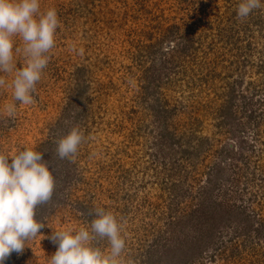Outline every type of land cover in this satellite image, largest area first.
Instances as JSON below:
<instances>
[{
	"label": "rangeland",
	"instance_id": "rangeland-1",
	"mask_svg": "<svg viewBox=\"0 0 264 264\" xmlns=\"http://www.w3.org/2000/svg\"><path fill=\"white\" fill-rule=\"evenodd\" d=\"M240 2L39 0L41 13L57 12L54 47L46 54L49 61L35 85L31 105L15 101L13 89L7 86L15 72L0 73L6 82L0 87V154L11 156L24 148L42 153L55 183L51 200L35 209V218L44 228L5 264H49L57 250L50 239L53 232L84 227L91 233L97 208L116 217L125 241L119 257L123 264H145L148 256L154 263L158 258L159 264H264V231L257 230L264 225L257 221L246 239L255 250L237 253L229 248L213 259L208 239L197 243L192 239L202 234L195 231L196 218L211 216H203L199 206L212 201L231 198L245 209H256L264 220V121L258 126V116L264 114V91L248 90L249 82L261 86L264 82V0L261 8L243 19L237 15ZM176 34L187 39L186 52L175 68L187 71L177 70L176 79L169 83L162 61L170 55L171 46L183 42ZM13 39V63L17 68L26 66L23 41L19 36ZM187 82L199 102L196 108L203 107L205 112L226 103L229 97L222 92L233 87L232 94L238 97L235 105L247 104L244 114L228 117L222 131L214 125L220 119L217 111L208 116L192 112L200 122L195 127L197 139L198 135L209 137L212 149L234 143L237 150L227 162L230 165L243 161L239 154H244L248 166L239 163L244 169L239 174L247 186L240 185L244 191L233 197L231 178L213 166L224 157L211 148L201 153L196 149L198 154L177 161L181 169L175 172L172 164L177 151L172 148L176 145L168 148L160 141L164 119L158 110L162 103L172 105L181 93L187 94ZM8 104L15 105L13 115L5 110ZM250 111L255 113L248 118ZM74 127L84 139L76 154L61 159L57 141ZM191 144L195 149L198 143ZM206 161L214 168L210 175L217 172L213 182L204 177ZM250 192L257 197L252 199ZM194 209H198L197 217ZM219 226L217 230L223 225ZM92 244L110 251L107 238L96 237ZM168 253L173 255L171 261Z\"/></svg>",
	"mask_w": 264,
	"mask_h": 264
},
{
	"label": "clouds",
	"instance_id": "clouds-1",
	"mask_svg": "<svg viewBox=\"0 0 264 264\" xmlns=\"http://www.w3.org/2000/svg\"><path fill=\"white\" fill-rule=\"evenodd\" d=\"M261 0H241L237 7L239 18H247L254 9L261 8ZM59 21L55 9L40 12L39 0H0V73H13L8 87L13 89L15 101L23 105L34 103L32 93L41 79L54 47V35ZM19 36L24 44L25 65L20 68L13 63L14 37ZM16 51H21L17 48ZM79 54L83 55L81 48ZM6 86L0 76V87ZM5 110L15 113V105L8 104ZM84 139L78 128L57 141V154L64 159L77 152ZM11 158V164L9 163ZM54 176L42 153L24 148L17 154H0V264L13 253H22L25 242L35 238L44 224L35 216L38 205L51 200ZM91 233L81 227L54 231L50 239L57 247L49 264H123L119 259L125 247L116 217L103 208L95 209V218L90 222ZM107 238L110 251L94 247L92 241Z\"/></svg>",
	"mask_w": 264,
	"mask_h": 264
},
{
	"label": "trees",
	"instance_id": "trees-1",
	"mask_svg": "<svg viewBox=\"0 0 264 264\" xmlns=\"http://www.w3.org/2000/svg\"><path fill=\"white\" fill-rule=\"evenodd\" d=\"M175 37H178V39H182L183 42H176L175 46H171V53L170 55H168V57H164L166 58L165 61H162V69L165 70L166 72L162 71L164 74V79L169 82L172 83V79H176V77L174 75L176 74V71H180L182 73H186V69H184L183 71L175 68L177 61L179 59V57L181 56L182 52H186V48L183 44H185V39H187L185 36L181 35V34H176ZM177 39V40H178ZM181 46V47H180ZM180 47V48H179ZM177 67V66H176ZM172 75V76H171ZM202 82V79H200ZM264 80V79H263ZM160 81H162V78H160ZM241 82V80H240ZM164 83V81H163ZM188 85H186V88H189L187 90V94H182L181 93V98L175 99L174 103L172 105H166L163 106L164 103L161 104L160 109L158 110L159 115L165 120H163L162 122V126L163 129L161 131V143H163V145H166V147L169 148L170 145H176V148H172L173 152L177 151L176 154L173 156L174 159V163L172 164V168L174 169V171L176 172L178 167V162L179 160H183L184 158H188L190 156H192L193 154H198L195 153V150L197 149L198 152L201 153V151L203 149H208L211 148L210 144H212V140L209 139V137H204V136H200L198 135V139H197V135L195 132V127H197V124H199V120L197 121L196 116H192V112L194 110H199L203 113V115L207 116L209 114H212L210 112L212 111H217L218 112V116H219V120L216 124H214L216 126V128H218V131H222L224 130L223 127L227 124V119L228 117H230L231 115H236L235 113H241L244 114L243 109L246 110L247 109V104H241L239 107L235 105V102L238 101V97H236L235 94H232V92L234 91V87L232 89H229L228 93L227 92H222L224 95H227L229 98L226 99V103L224 102L223 105L221 106H212L211 108L207 109L205 112V110H203V107L196 108V106L198 107V100L197 98H195V92L193 91V88H191L189 85V82H187ZM205 83V82H204ZM252 85V86H251ZM248 90L250 89L253 93H262V91H264V82H262V86L261 85H254L252 82H249L248 84ZM263 87V88H261ZM246 90V91H248ZM246 93V92H244ZM243 94V93H242ZM163 98H165L166 94H163ZM184 95V96H182ZM223 96V95H222ZM221 96H219L220 98ZM213 100V99H211ZM261 105V104H260ZM164 107V108H163ZM262 107H264V104L262 105ZM181 111H185V113L187 112L188 115L187 116H180V112ZM222 113V114H221ZM255 113V111L253 112ZM253 113L248 114V118L253 117ZM264 113V110H263ZM214 115V114H212ZM222 115V117H221ZM264 116V114H262ZM258 116L259 117V124L264 121L263 116ZM206 116V117H207ZM199 119V118H198ZM166 121L170 122V123H166ZM226 130L224 131V134H226ZM197 142V146L194 149V146L191 143ZM261 142V141H260ZM261 144H263L261 142ZM160 146V145H159ZM173 147V146H172ZM234 150H237L234 147V143L232 144L231 147L227 146L226 148L224 147H220V148H211V152L214 154H218L221 155L222 157H224V159L220 160L219 162H214L213 166H218V170H220V172H222L223 170L225 171V174H227L226 176L228 178H231V182L233 183V192H225V194L229 195L228 193H230V196L233 197L234 193H239L244 191L243 189L239 190V186L242 185L243 187L247 186V182L243 181L241 182V178H244V175L241 176V174H239V172H244L243 166H239V163H243V165L245 167L248 166V163L244 160V154L240 153L239 157H241L243 159V161H240L239 163H237L236 161L233 162L231 165L230 163L228 164L227 162L232 161L233 160V154ZM179 154V156H178ZM231 155V158H225V156ZM173 155V154H172ZM225 161V162H224ZM206 164L204 165L205 169L210 171L211 169H214L213 166L211 165L210 162H205ZM257 166V165H256ZM258 167V166H257ZM181 168H179L180 171ZM185 174H187V171H184ZM217 172H213L211 175L208 172L207 174H205L203 172V174L205 175L204 177L207 180H212L213 182V178L215 176ZM231 173H233L231 175ZM231 175V176H230ZM246 178H244L243 180H245ZM244 183V185H243ZM246 183V184H245ZM249 195H252V199H255L257 197V195H255V193H249ZM229 199V198H228ZM231 199V198H230ZM226 200L223 199V201L221 200H217V201H212L209 202L208 206H204V208H202V206H199V209L201 210V213L203 216H210V218L207 219H203L201 217H197L196 216V212L195 210V217H197V222L194 221L193 225H195V231L196 230H201L202 234L201 236L199 235L200 238H198L195 234L192 235V239L193 241L195 240V243L197 242H203V240L208 239V243L210 244L209 246L211 247V257L217 258V256L222 257L224 253H228L229 248H234L237 253H240V250L242 249H247V251L250 250H255L253 246H250L249 244H246V239H247V234L249 231V227H251L252 223H256L259 222V225H264V220L261 218H259L258 213H256V209H245L240 203H237L236 200L232 201V200ZM249 200L251 198H248ZM260 208H262V206H259ZM249 211V212H248ZM214 217H213V215ZM194 215V214H192ZM191 215V216H192ZM216 216V217H215ZM215 218L219 221L217 222L215 220ZM255 218H259L260 221H258ZM222 221V222H221ZM221 224L223 225L222 228H219L220 230H217L218 226L221 227ZM221 229H224L223 231ZM216 230V231H215ZM257 230L259 231H264L263 227L262 228H258ZM213 232V233H212ZM246 237L245 239H243L242 242H238L237 238L240 237ZM237 240V241H236ZM190 246H187L186 248H189ZM258 251V250H257ZM168 252V251H166ZM171 253V252H170ZM170 253H168L167 256V260L171 261L172 256ZM217 255V256H216ZM264 255V253L262 254ZM170 257V258H168ZM211 258V259H212ZM155 259L152 258V256H148L146 259V263L145 264H159V259L157 258L156 263H154Z\"/></svg>",
	"mask_w": 264,
	"mask_h": 264
}]
</instances>
